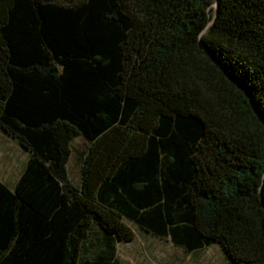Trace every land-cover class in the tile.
Instances as JSON below:
<instances>
[{
  "label": "trees",
  "instance_id": "16d2710c",
  "mask_svg": "<svg viewBox=\"0 0 264 264\" xmlns=\"http://www.w3.org/2000/svg\"><path fill=\"white\" fill-rule=\"evenodd\" d=\"M0 128V264H124L132 225L264 264V0H0Z\"/></svg>",
  "mask_w": 264,
  "mask_h": 264
},
{
  "label": "rangeland",
  "instance_id": "374dc122",
  "mask_svg": "<svg viewBox=\"0 0 264 264\" xmlns=\"http://www.w3.org/2000/svg\"><path fill=\"white\" fill-rule=\"evenodd\" d=\"M72 155L67 164L68 176L75 181L80 178L81 152L86 142L77 138L72 144ZM28 159V152L0 128V179L14 188ZM135 238L118 246L124 264H233L218 243L187 253L168 240L149 237L148 233L132 225ZM137 228V229H136Z\"/></svg>",
  "mask_w": 264,
  "mask_h": 264
},
{
  "label": "water",
  "instance_id": "95a60500",
  "mask_svg": "<svg viewBox=\"0 0 264 264\" xmlns=\"http://www.w3.org/2000/svg\"><path fill=\"white\" fill-rule=\"evenodd\" d=\"M247 93V92H246ZM248 97H249V94L247 93ZM250 98V97H249ZM250 101L252 102V100L250 99Z\"/></svg>",
  "mask_w": 264,
  "mask_h": 264
}]
</instances>
